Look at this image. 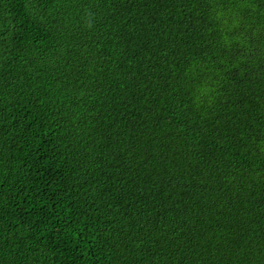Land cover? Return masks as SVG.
I'll list each match as a JSON object with an SVG mask.
<instances>
[{
    "label": "trees",
    "instance_id": "trees-1",
    "mask_svg": "<svg viewBox=\"0 0 264 264\" xmlns=\"http://www.w3.org/2000/svg\"><path fill=\"white\" fill-rule=\"evenodd\" d=\"M0 264H264V0H0Z\"/></svg>",
    "mask_w": 264,
    "mask_h": 264
}]
</instances>
